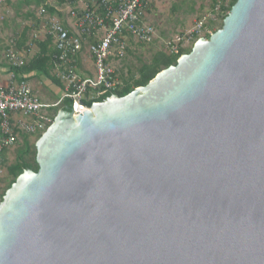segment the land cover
I'll use <instances>...</instances> for the list:
<instances>
[{
  "label": "water",
  "instance_id": "1",
  "mask_svg": "<svg viewBox=\"0 0 264 264\" xmlns=\"http://www.w3.org/2000/svg\"><path fill=\"white\" fill-rule=\"evenodd\" d=\"M34 147L0 264H264V0L145 86L59 109Z\"/></svg>",
  "mask_w": 264,
  "mask_h": 264
},
{
  "label": "built area",
  "instance_id": "2",
  "mask_svg": "<svg viewBox=\"0 0 264 264\" xmlns=\"http://www.w3.org/2000/svg\"><path fill=\"white\" fill-rule=\"evenodd\" d=\"M64 1L73 7L74 23L64 26L50 20L33 32L28 43L51 39V75L62 85L63 98L55 103L43 102L26 76L17 79L12 74L9 83L0 86V201L1 178L6 170L4 151L14 146L21 136L42 134L52 124L64 98L72 102L73 114L79 115L88 108L78 101L97 99L106 92L113 95L120 88L115 65L126 57L131 42L147 45L155 39L156 31L147 21L151 0ZM214 12H219L218 6ZM44 14L40 9L38 15ZM204 26L199 21L192 32L167 43L170 55L180 57L195 40L204 38L201 37ZM206 34L211 36L212 32ZM17 42L16 38L11 39L6 50L8 67H22L26 63ZM85 50L93 65L91 76L81 75L80 68L85 67L79 68L76 63Z\"/></svg>",
  "mask_w": 264,
  "mask_h": 264
},
{
  "label": "rangeland",
  "instance_id": "3",
  "mask_svg": "<svg viewBox=\"0 0 264 264\" xmlns=\"http://www.w3.org/2000/svg\"><path fill=\"white\" fill-rule=\"evenodd\" d=\"M151 1V9L147 21L156 31L155 39L147 45H139L131 42L126 57L115 65L116 70L122 71L123 74H126L128 70L135 73L141 65L150 63L153 56L158 52L171 56L166 44L172 43L173 39L177 36H183L188 32H192L199 21L204 22L205 30L202 31L201 37L205 39L207 31L213 34L221 28L223 21L222 14L212 11L209 0ZM31 7L34 8L32 10V15H35V12L38 14L39 10L35 4L27 6L25 4H19L18 0H10V4H7L4 0H0V63L6 64L5 53L6 48H9L11 39L19 38L20 40L21 32H23L24 29H29L27 39L29 43L33 32L41 29L39 27L38 30H34L35 20L28 17L29 13L27 11H29ZM29 12H31V10ZM32 25L34 27H32ZM196 41L197 40L186 49L187 52L185 54L191 51ZM28 43L26 42L24 45L27 49L21 51L24 53V58L26 57L27 61H29V56H31L32 51L36 50L34 43L31 42L30 45L27 46L26 44ZM83 57L85 58V55ZM86 65H88L93 72V66L90 61L88 64L86 63ZM31 80L33 84L32 88L37 92L42 101L55 102L61 98L63 92L59 90L58 92L55 91L57 92L55 93L54 89H51V91L48 87V83L47 87L43 85L42 78L37 77ZM56 110L57 109L54 111ZM38 136L39 135L21 136L19 142L9 147L3 155L8 162L7 164L13 162L16 151L22 147L23 137L27 139L28 144L32 147L38 140ZM3 177H5V173L2 178ZM1 185L3 191H6V182H1Z\"/></svg>",
  "mask_w": 264,
  "mask_h": 264
},
{
  "label": "trees",
  "instance_id": "4",
  "mask_svg": "<svg viewBox=\"0 0 264 264\" xmlns=\"http://www.w3.org/2000/svg\"><path fill=\"white\" fill-rule=\"evenodd\" d=\"M7 4H10V0H4ZM62 3H65L64 0H59ZM237 0H209L211 4L212 11H214L215 7H219V12L222 14V20L230 12L232 6L235 4ZM19 4H25L30 6L35 4L37 7L42 6L45 12L51 14L52 9L44 6L43 0H18ZM46 7V8H45ZM35 20V28H37L39 21ZM37 25V26H36ZM34 27V26H33ZM222 27V25H221ZM29 29H24L21 32L20 40L17 42V49L21 50L24 47L28 37L27 32ZM209 36H206L208 39ZM34 45L37 46V52L34 54L31 59L25 63L22 67H9L10 71L14 75L15 78H19L25 75L30 74H40L49 79L52 84L61 86L60 82L53 76H51V39L48 37L44 41H32ZM187 51L183 52L185 54ZM189 53V52H188ZM187 53V54H188ZM179 57L168 56L162 52L156 53L151 62L148 64L141 65L135 73L130 70L127 71L126 74H123L122 71L117 70L116 76L120 82L119 90H115L113 93L118 97H123L128 95L133 89L145 86L149 81H151L155 75H157L161 70L168 68L169 66L175 65L176 61ZM110 94L103 95L97 99L84 101L83 104L89 108L95 102H103L107 99ZM71 102L68 99H64L59 107V109H63L64 107L70 108ZM40 135L38 136V138ZM19 141H17L18 143ZM16 143V144H17ZM22 147L18 149L15 153V157L12 163L7 164V160L5 159V177L1 178V182H6V190L10 188V186L15 182L17 177L27 169H30L34 172L38 170L36 161H35V147L34 145L30 147L28 141L25 137L22 139ZM7 150L4 151V154ZM5 191H3L2 197ZM1 197V198H2ZM1 202V201H0Z\"/></svg>",
  "mask_w": 264,
  "mask_h": 264
},
{
  "label": "crops",
  "instance_id": "5",
  "mask_svg": "<svg viewBox=\"0 0 264 264\" xmlns=\"http://www.w3.org/2000/svg\"><path fill=\"white\" fill-rule=\"evenodd\" d=\"M43 2H44V6H47L48 8H51L52 9V13L51 14L45 12V14L43 16H39L38 15L39 12H38V14H37V12H35V15H32V10L34 9L33 7H31V9H30L31 12H29L30 10L27 11L29 13L28 14V17H30V18L33 19V17L35 16V19L37 21H39L38 26L36 25L37 28H35L34 30H38L39 27L42 29L43 24L44 23H47L50 20L58 21L61 24H63L64 26H66V25L69 26V25H72L74 23L75 20L72 18V14H71V12L73 11V7L72 6H69L66 3H62L59 0H43ZM37 9L39 11H40V9H43L44 10V8L42 6H39ZM33 25H32V27H33ZM27 37H28V32H27ZM18 40H19V38H18ZM26 42L28 43V40ZM26 45L28 46L29 44H26ZM34 46L36 48L35 51H37V49H38L37 46L36 45H34ZM7 49L8 48H6V50ZM26 49H27V47H22L21 50H19V51H24ZM35 51L34 50L32 51L31 56H29L30 57L29 60L31 59V57L34 56V54L36 53ZM84 55H85V58L83 57ZM25 59H26L25 61L27 63L28 62L27 61V58L25 57ZM89 61H90V59H89L88 54L86 53V50H85L84 53H82L81 56L78 58V62H76L77 63V66L79 68H80L81 65H84L85 66L84 69H81L80 68L81 75L91 76L93 74V72L90 70V68L88 67V65H86V63L88 64ZM11 76H12V72L10 71L9 67L7 66V64L0 63V86L7 85L9 83V80L11 79L10 78ZM25 76L27 78V81L30 83V85L32 87H33V84L31 83V81H32L31 79L38 77V78H42L43 79V85L44 86L47 87V83L49 84L48 87L50 88V90L51 89L52 90L54 89V92L55 91L58 92L59 90H61L63 92V87H62L61 84H60L61 86L54 85V84H52V82L49 79H47L43 75L33 74L32 73L30 75H25ZM57 92H55V93H57ZM62 98H63V93H62L61 98L59 100L55 101V102L60 101ZM43 102H46V101H43ZM55 102H48V103H55Z\"/></svg>",
  "mask_w": 264,
  "mask_h": 264
}]
</instances>
